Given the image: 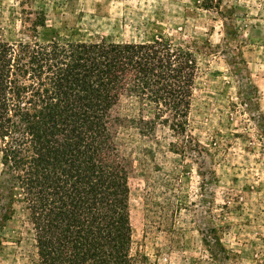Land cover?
<instances>
[{
  "label": "rangeland",
  "instance_id": "rangeland-1",
  "mask_svg": "<svg viewBox=\"0 0 264 264\" xmlns=\"http://www.w3.org/2000/svg\"><path fill=\"white\" fill-rule=\"evenodd\" d=\"M161 36L191 52L196 71L180 127L168 110L147 135L128 122L117 134L130 253L143 264H264V0H0L10 43ZM138 107L125 95L112 113ZM22 199L0 189V264L38 263Z\"/></svg>",
  "mask_w": 264,
  "mask_h": 264
},
{
  "label": "trees",
  "instance_id": "trees-1",
  "mask_svg": "<svg viewBox=\"0 0 264 264\" xmlns=\"http://www.w3.org/2000/svg\"><path fill=\"white\" fill-rule=\"evenodd\" d=\"M195 68L191 52L162 36L0 39V189L23 195L37 264H143L130 253L129 160L117 134L128 122L147 135L168 110L169 127H180ZM125 95L136 117L113 115Z\"/></svg>",
  "mask_w": 264,
  "mask_h": 264
}]
</instances>
